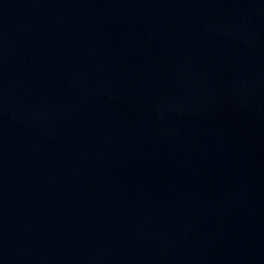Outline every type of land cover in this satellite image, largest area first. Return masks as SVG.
Masks as SVG:
<instances>
[{
    "label": "water",
    "instance_id": "water-1",
    "mask_svg": "<svg viewBox=\"0 0 264 264\" xmlns=\"http://www.w3.org/2000/svg\"><path fill=\"white\" fill-rule=\"evenodd\" d=\"M0 264H264V0H0Z\"/></svg>",
    "mask_w": 264,
    "mask_h": 264
}]
</instances>
